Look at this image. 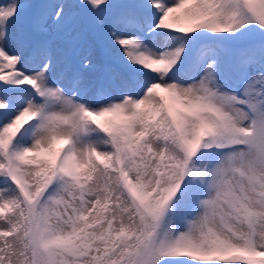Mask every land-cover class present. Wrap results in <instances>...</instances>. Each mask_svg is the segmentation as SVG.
Wrapping results in <instances>:
<instances>
[{
  "label": "snow or ice",
  "instance_id": "1",
  "mask_svg": "<svg viewBox=\"0 0 264 264\" xmlns=\"http://www.w3.org/2000/svg\"><path fill=\"white\" fill-rule=\"evenodd\" d=\"M0 264H264V0L0 3Z\"/></svg>",
  "mask_w": 264,
  "mask_h": 264
},
{
  "label": "rangeland",
  "instance_id": "2",
  "mask_svg": "<svg viewBox=\"0 0 264 264\" xmlns=\"http://www.w3.org/2000/svg\"><path fill=\"white\" fill-rule=\"evenodd\" d=\"M3 2L4 0H0V3ZM19 28L23 31H31L33 28L32 17L26 15L20 22ZM42 35L43 38L53 40L55 43L66 46L70 50H76L79 53L74 58L77 63L85 56L91 59L93 67L84 73L85 79L90 82L94 81L106 67H116L111 64L110 57L102 44L96 39L93 31V22L89 19L77 16L73 20L70 31L59 34L49 31ZM116 70L118 71L119 69L116 68Z\"/></svg>",
  "mask_w": 264,
  "mask_h": 264
}]
</instances>
